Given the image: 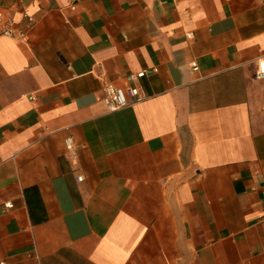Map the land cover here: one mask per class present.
I'll return each mask as SVG.
<instances>
[{"label": "crops", "instance_id": "crops-1", "mask_svg": "<svg viewBox=\"0 0 264 264\" xmlns=\"http://www.w3.org/2000/svg\"><path fill=\"white\" fill-rule=\"evenodd\" d=\"M2 3L0 262L264 264V0Z\"/></svg>", "mask_w": 264, "mask_h": 264}, {"label": "built area", "instance_id": "built-area-1", "mask_svg": "<svg viewBox=\"0 0 264 264\" xmlns=\"http://www.w3.org/2000/svg\"><path fill=\"white\" fill-rule=\"evenodd\" d=\"M27 17L31 22L33 21L28 15ZM17 21L6 8L2 0H0V36H14L16 30ZM194 70H197V64L193 63ZM158 72L157 68L144 70L135 74H130L126 77V83L122 86H117L112 82L104 84L103 102L109 111H117L125 107H132L142 102L146 96L142 91V87L137 82L145 77L147 74ZM256 77L264 79V57L258 60L256 67ZM65 145L67 150L73 155H77V147L72 137L65 139ZM82 178L79 177L78 180ZM12 204H6V208H11ZM0 264H8L5 261H1Z\"/></svg>", "mask_w": 264, "mask_h": 264}]
</instances>
